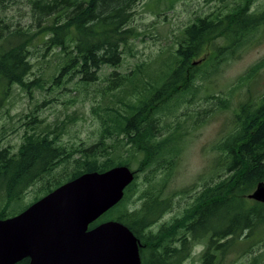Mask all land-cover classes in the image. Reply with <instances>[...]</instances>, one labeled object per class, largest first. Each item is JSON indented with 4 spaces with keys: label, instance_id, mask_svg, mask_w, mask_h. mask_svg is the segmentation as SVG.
Returning a JSON list of instances; mask_svg holds the SVG:
<instances>
[{
    "label": "trees",
    "instance_id": "trees-1",
    "mask_svg": "<svg viewBox=\"0 0 264 264\" xmlns=\"http://www.w3.org/2000/svg\"><path fill=\"white\" fill-rule=\"evenodd\" d=\"M143 1L0 0L6 6L25 2L32 18L24 24L0 9L2 88L44 86L42 78H28L33 72L32 48L38 46L43 56L55 51L56 68L50 75L55 83L66 74L84 85H98L100 70L106 65L114 68L103 79V100L93 107L99 121L96 142L68 148L55 130L41 129L27 133L16 151L0 149V218L14 216L41 198L24 201L26 191L59 165L74 169L45 194L85 172L127 165L134 180L121 201L90 228L108 220L127 225L140 241L141 264H182L199 244L200 264H232L227 260L232 253L251 254L258 242H264V202L248 197L264 182V92L254 97L248 89L234 109L232 127L215 144L211 173L193 189L192 201L171 219L158 226L156 222L173 209V196L165 189L184 148L182 123L172 121L204 80L264 30V10L251 11L250 0H225L220 8L197 16L184 28L166 68L153 77L151 65L146 69L145 63L126 73L117 70L138 38L132 22ZM159 1L172 6L175 0ZM206 54L198 64L196 58ZM263 66L264 57L249 69L245 81L250 83ZM228 100H221L222 107ZM31 127L35 131L38 125ZM140 173L147 174V185L138 197L143 199L139 206L132 196ZM263 257L264 252L254 253L249 264H264ZM16 264H29V258Z\"/></svg>",
    "mask_w": 264,
    "mask_h": 264
},
{
    "label": "rangeland",
    "instance_id": "rangeland-1",
    "mask_svg": "<svg viewBox=\"0 0 264 264\" xmlns=\"http://www.w3.org/2000/svg\"><path fill=\"white\" fill-rule=\"evenodd\" d=\"M224 1L175 0L172 6H166L159 0L141 2L135 9L132 22L139 32L138 38L132 43V51L124 54L123 63L117 70L126 73L137 64L145 63L148 64L146 69L151 65L149 70L155 77L166 68V60L175 52L184 28L197 16L220 8ZM234 1L229 0L230 3ZM26 5L25 2L9 3L7 6L0 4V9L14 20L30 24L32 18ZM249 8L251 11L264 10V0H250ZM43 53L39 46L32 48L33 72L28 76L29 80L42 78L43 87L0 86V149L6 147L16 151L27 133H38L41 129L55 130L68 148L88 146L99 139V121L93 107L103 100V79L114 68L106 65L100 70L102 83L98 85H84L76 79H69L66 74L61 76L60 82L55 83L50 77L56 68L55 51L50 50L46 56ZM209 54L196 58L198 64ZM263 57L264 30L250 37L244 46L222 63L217 74L204 80L190 101L182 102L172 124L175 125L177 121L182 123L184 148L165 189L166 195L172 194L174 206L156 222V226L171 219L191 202L194 190L204 183L202 178H207L211 173L216 157L214 146L232 127L234 109L247 97L248 89L254 97L263 94L264 66L258 69L250 83L245 81L249 69ZM222 99H229L224 107L220 103ZM34 124L38 125L35 131L31 127ZM139 160L140 156L133 161L134 169L138 168ZM73 169L69 164L59 165L48 178L37 181L26 191L25 204L39 195L44 196L47 188L67 177ZM159 172L158 179L161 176ZM146 175L140 173L138 191L132 196L139 206L143 199L138 197L147 185ZM202 250L203 244L197 245L182 264H200ZM252 251L251 254L242 251L232 253L227 260L232 264H249L254 253L264 252V242H258Z\"/></svg>",
    "mask_w": 264,
    "mask_h": 264
},
{
    "label": "water",
    "instance_id": "water-1",
    "mask_svg": "<svg viewBox=\"0 0 264 264\" xmlns=\"http://www.w3.org/2000/svg\"><path fill=\"white\" fill-rule=\"evenodd\" d=\"M135 173L127 165L85 172L22 212L0 218V264H141L140 241L116 220L90 224L124 197ZM249 198L264 202V182Z\"/></svg>",
    "mask_w": 264,
    "mask_h": 264
}]
</instances>
